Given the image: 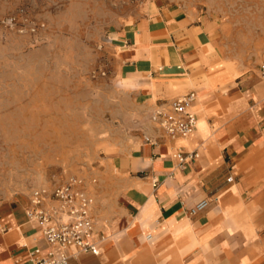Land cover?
<instances>
[{
  "label": "crops",
  "instance_id": "obj_1",
  "mask_svg": "<svg viewBox=\"0 0 264 264\" xmlns=\"http://www.w3.org/2000/svg\"><path fill=\"white\" fill-rule=\"evenodd\" d=\"M151 8L111 41L116 76L132 101L124 115L145 117L194 90L197 126L172 138L146 122L149 133L132 157L142 174L125 178L138 196L135 216L105 237L101 209L93 215L99 254L71 247L69 264H264V0H163ZM178 149L199 156L180 168ZM113 174L102 175L105 182ZM108 192L99 191L101 204ZM30 198H0V264H31V249L49 248L27 217ZM205 198L210 205L190 215Z\"/></svg>",
  "mask_w": 264,
  "mask_h": 264
},
{
  "label": "rangeland",
  "instance_id": "obj_2",
  "mask_svg": "<svg viewBox=\"0 0 264 264\" xmlns=\"http://www.w3.org/2000/svg\"><path fill=\"white\" fill-rule=\"evenodd\" d=\"M161 1L0 0L1 199L77 174L93 193L95 218L107 213L105 237L135 216L138 196L125 178L142 174L132 157L156 106L146 118H126L132 101L116 76L111 41ZM110 170L109 183L102 175ZM99 191H112L102 204Z\"/></svg>",
  "mask_w": 264,
  "mask_h": 264
},
{
  "label": "built area",
  "instance_id": "obj_3",
  "mask_svg": "<svg viewBox=\"0 0 264 264\" xmlns=\"http://www.w3.org/2000/svg\"><path fill=\"white\" fill-rule=\"evenodd\" d=\"M14 19L11 18L10 21ZM260 76L264 78V64L260 68ZM196 100L197 93L194 90L177 96L166 106L156 107L150 118L166 135L172 138H186L197 126L198 117L194 110ZM146 140L152 142L149 136ZM172 156L177 161V166L182 168L187 162L195 160L199 153L196 150L178 149ZM233 180V176L228 177V181ZM92 181L96 182V179ZM158 182L155 180L154 186H157ZM85 184L83 177L73 174L52 189L33 190L31 206L26 214L30 221H35L41 226L43 239L49 248L47 251H43L41 247L31 249V264H69L71 247L78 248L80 252L99 254L100 246L94 238L95 220L92 214L95 200L93 195L83 188ZM51 198L57 204L46 207V200ZM209 205V199H202L190 207L189 213L196 215ZM152 237V234H148L146 238L151 240Z\"/></svg>",
  "mask_w": 264,
  "mask_h": 264
}]
</instances>
